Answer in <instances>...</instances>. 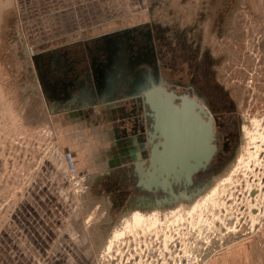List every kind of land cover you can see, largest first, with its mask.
<instances>
[{"label": "rangeland", "instance_id": "obj_1", "mask_svg": "<svg viewBox=\"0 0 264 264\" xmlns=\"http://www.w3.org/2000/svg\"><path fill=\"white\" fill-rule=\"evenodd\" d=\"M148 21L168 33L187 30L201 42L241 116L237 157L211 183L207 193L216 187L217 194L204 215L172 228L166 221L132 228L110 243L107 214L117 210L94 186L106 156L97 141L107 146L109 129L100 120L85 128L55 121L30 57L31 49L69 40L31 42L15 0H0V237L17 211L36 208L43 212V242L88 239L91 264H172L264 230V0H138L122 26ZM174 57L184 63L179 52ZM170 209L161 210L163 218Z\"/></svg>", "mask_w": 264, "mask_h": 264}, {"label": "flooded vegetation", "instance_id": "obj_2", "mask_svg": "<svg viewBox=\"0 0 264 264\" xmlns=\"http://www.w3.org/2000/svg\"><path fill=\"white\" fill-rule=\"evenodd\" d=\"M187 32L168 33L167 28L148 21L82 45L47 53L31 49L33 70L53 112L54 108L81 112L88 119L117 116L112 128L108 127L118 139L117 149L128 144L134 148L136 159L131 165L119 159L111 171L94 181L97 193L105 195L117 210L107 214L108 232L113 233L115 225L134 211L150 213L160 200L171 199L170 187L158 186V174L150 178L154 167H160L157 163L149 171L150 155L154 148L163 150V138L154 127L156 113L144 100V92L153 84H161L174 95L169 108V160L170 170L181 172V177L173 172L175 178L170 179L175 193L191 195L220 177L237 157L242 137L240 113L217 77L215 59L208 50H201L200 41L190 40ZM178 52L183 64L175 61ZM124 123L129 124L128 130ZM211 150L209 161H203ZM192 166L197 170L189 181ZM144 185H151L153 191ZM110 264L119 263L112 259Z\"/></svg>", "mask_w": 264, "mask_h": 264}, {"label": "crops", "instance_id": "obj_3", "mask_svg": "<svg viewBox=\"0 0 264 264\" xmlns=\"http://www.w3.org/2000/svg\"><path fill=\"white\" fill-rule=\"evenodd\" d=\"M137 2L138 0H15L21 20L29 23L26 24V31L33 37L31 42L69 40L68 43L57 41L43 47L38 51L42 53L89 43L124 28L122 25L127 19V11ZM70 37L73 38L68 39ZM53 113L55 121H59L62 127L79 125L85 128L91 124L95 127L100 124L97 122L100 120L112 128L111 125L118 118L108 115L106 118H97L94 122L88 121L89 116L81 112L64 113L54 108ZM124 127L128 130L129 124L124 123ZM109 139L107 146L100 145L101 140L97 141V147L102 148L106 156L100 159L104 160V170L94 175L95 179L103 177L104 172L111 171L119 159H124L127 165H131L136 159L131 144L118 150V139L110 131ZM36 199L43 200L41 197ZM7 230L9 231L0 237V264H91L93 249L88 239L85 244L43 242V212L36 208L25 212L17 211ZM203 264H264V230L224 245L211 253Z\"/></svg>", "mask_w": 264, "mask_h": 264}, {"label": "water", "instance_id": "obj_4", "mask_svg": "<svg viewBox=\"0 0 264 264\" xmlns=\"http://www.w3.org/2000/svg\"><path fill=\"white\" fill-rule=\"evenodd\" d=\"M174 95L173 93H170L166 87L160 85H154L150 87L148 90L144 92V100L145 102L150 106V108L156 113L155 119V132L160 134V138H163V141L160 145H162L163 150L157 151V148L153 149L151 155H150V162L151 165L149 167V171L156 166L158 163L160 165L159 168H155L153 170V173L150 175V178L158 174L157 179L161 180L159 182V185L162 189L165 190L168 189V186L170 187V195L171 199L164 198L163 200H160L158 203V208L163 210L164 205H167V207L172 208L181 202L184 203H192L196 198L199 196L205 194L208 192L209 188L211 187L212 181L205 184L204 187L199 188L196 192L193 191L191 195H187V193H175L172 189V185L170 182L171 178L175 177H181V172H179L177 169L176 171L170 170V160H169V108H170V102L173 100ZM151 135L154 138V134L151 133ZM152 142V141H151ZM212 154V150L208 155L205 156V159L203 161L208 162ZM203 163V162H202ZM205 165L204 163L202 166ZM193 168L190 169L187 173V178L190 181L191 175L194 173V170H197L195 166H192ZM173 172L175 173V177H171ZM179 179V178H178ZM158 186H155L156 188ZM144 187L149 190L153 191L154 187L151 185H144Z\"/></svg>", "mask_w": 264, "mask_h": 264}, {"label": "bare ground", "instance_id": "obj_5", "mask_svg": "<svg viewBox=\"0 0 264 264\" xmlns=\"http://www.w3.org/2000/svg\"><path fill=\"white\" fill-rule=\"evenodd\" d=\"M210 191L211 192L196 198L189 206L190 209H181L180 207L171 208L169 213L165 214L164 218L162 217V212L159 208L154 209L150 213H142L140 210L136 209L137 211L131 213L129 217L124 218L121 223L115 227L113 231V238H111L110 243L114 242L115 239L118 240L122 236L126 235L127 232L132 230V228H142L144 226L152 227L159 223H164L165 221L168 222V225L172 228L176 227L178 225L177 223L181 222L182 220L185 221L186 217L189 219L198 217L201 218L204 215V211L208 207L209 203L215 198L217 194V188L214 187Z\"/></svg>", "mask_w": 264, "mask_h": 264}, {"label": "built area", "instance_id": "obj_6", "mask_svg": "<svg viewBox=\"0 0 264 264\" xmlns=\"http://www.w3.org/2000/svg\"><path fill=\"white\" fill-rule=\"evenodd\" d=\"M209 255H210V253H208L206 255L204 254L202 257L197 258V260H195V261H190V260L186 259L185 257H183L178 262H174V264H203Z\"/></svg>", "mask_w": 264, "mask_h": 264}]
</instances>
